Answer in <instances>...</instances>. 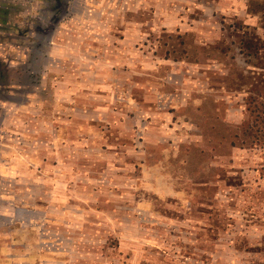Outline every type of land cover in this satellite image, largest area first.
<instances>
[{
  "label": "rangeland",
  "instance_id": "obj_1",
  "mask_svg": "<svg viewBox=\"0 0 264 264\" xmlns=\"http://www.w3.org/2000/svg\"><path fill=\"white\" fill-rule=\"evenodd\" d=\"M51 1L12 14L52 29L37 55H0L35 72L0 99V172L38 193L0 182V212L37 208L47 264H264V0Z\"/></svg>",
  "mask_w": 264,
  "mask_h": 264
},
{
  "label": "flooded vegetation",
  "instance_id": "obj_2",
  "mask_svg": "<svg viewBox=\"0 0 264 264\" xmlns=\"http://www.w3.org/2000/svg\"><path fill=\"white\" fill-rule=\"evenodd\" d=\"M2 2V1H0ZM14 2V1H13ZM15 4H1L0 3V55H4V61H7L8 58L6 55H37L39 49V41L38 39V32L41 31L43 35H49L52 33V29L49 28L48 24L45 26H39L38 20L37 21H25L23 27H19L20 25L12 23L13 18H18V16H13V13H22L24 12H31L32 9L35 11H39L42 14L46 13L47 23L53 22L55 19V10L54 4L51 0H30L25 1L21 0L18 2H14ZM16 7V8H15ZM18 15V14H17ZM25 19H29L28 16H21ZM42 27V28H41ZM41 28L42 30H40ZM48 28V29H47ZM44 29V30H43ZM46 29V30H45ZM28 40V41H27ZM52 43V42H50ZM6 59V60H5ZM31 59V58H30ZM33 62L27 63H19L10 61L8 65L2 66L0 61V99L9 101L23 102L21 97H18L19 94L25 92L29 83L35 80L33 78L34 66ZM25 65V71L21 72L22 75L19 76L20 80L22 78L21 86L19 88H7L10 81V67H17ZM21 71V70H20ZM14 87V86H9ZM10 89L9 91H7ZM13 89V90H12ZM19 89L20 92L17 90ZM16 93V94H15ZM19 99V100H18Z\"/></svg>",
  "mask_w": 264,
  "mask_h": 264
},
{
  "label": "crops",
  "instance_id": "obj_3",
  "mask_svg": "<svg viewBox=\"0 0 264 264\" xmlns=\"http://www.w3.org/2000/svg\"><path fill=\"white\" fill-rule=\"evenodd\" d=\"M230 7L232 6L231 2ZM239 3V2H236ZM228 8V7H227ZM39 36V35H38ZM42 37V36H41ZM21 166H23L21 164ZM32 176L25 175V177H21L20 180H10L6 177L2 176L0 172V182L1 183H14L15 185H18L20 187V190L15 191L14 198L15 200H19L20 202L23 201V199H37L38 196L36 193V190L33 189L32 184ZM27 184V185H26ZM25 188L30 187L32 189L30 190H23ZM176 191V189H172ZM169 196L170 193H167ZM187 197V194H184L183 196H180L181 199ZM1 199V198H0ZM5 202V201H2ZM37 204V203H36ZM12 209L9 212H0V215H4V213H8V215L11 216V219L14 221L13 224L15 227V235L14 240L10 245H7V249L4 251L3 249L6 246L7 241L3 239V234H0V261L3 262L5 258L9 257L11 259L17 260V264H47L49 262L46 259L42 258V251H38L39 246H41V241L39 240L40 236L42 237V234L46 233L45 231H48L51 227L50 224L47 222L39 223V212L34 208L31 210L24 209L22 206H18L15 202L13 205H11ZM37 207V206H36ZM3 213V214H2ZM30 214L29 218H23L22 214ZM170 223L177 222L173 219H169ZM0 226H2V223H0ZM20 227V228H18ZM50 263V262H49Z\"/></svg>",
  "mask_w": 264,
  "mask_h": 264
},
{
  "label": "trees",
  "instance_id": "obj_4",
  "mask_svg": "<svg viewBox=\"0 0 264 264\" xmlns=\"http://www.w3.org/2000/svg\"><path fill=\"white\" fill-rule=\"evenodd\" d=\"M257 44H250L248 48L255 49L257 52V49H260L259 46L257 48ZM264 81L260 83V86L258 88V91L256 90V94L258 95V105L256 106V111L258 110V141L264 140ZM255 111V112H256Z\"/></svg>",
  "mask_w": 264,
  "mask_h": 264
}]
</instances>
